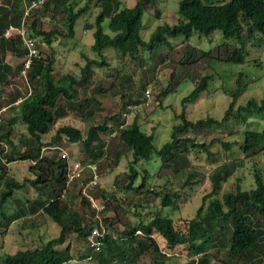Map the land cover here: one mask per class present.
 Wrapping results in <instances>:
<instances>
[{
	"label": "rangeland",
	"instance_id": "374dc122",
	"mask_svg": "<svg viewBox=\"0 0 264 264\" xmlns=\"http://www.w3.org/2000/svg\"><path fill=\"white\" fill-rule=\"evenodd\" d=\"M120 1L123 6L132 7L137 0ZM180 1L148 0L142 17L141 36L148 40L157 26L175 23L180 16ZM204 1L209 4H222L228 0ZM87 2L90 3L89 9L75 23V35L72 38L65 36L68 16L64 11L56 12L51 3L39 7L35 12V17L40 19L41 28L58 31L53 37L52 45L42 47L43 56L54 57L57 77L66 72L79 76L86 57L98 58V53L91 45L94 42V21L100 6L97 0H73V5L75 9H79ZM109 22L110 19L106 18L103 23L107 33H110ZM170 42L171 47L162 44L154 50L140 48L136 58L119 53L113 46H107L104 49L106 64L93 66L90 84L80 88V96L76 102L68 105L65 99L59 100V103L67 108L68 114L59 117L51 130L42 136V152L45 155L63 156L65 153L68 163L80 160L86 162L84 165H98L99 185L89 188L88 193L107 204L106 210L99 217L106 233L114 237H118L127 225L147 222L156 214L173 218L176 227L184 230L187 221L196 215L203 197L212 190L211 173L223 163L235 161L240 162L241 166L223 182L217 195L220 198L225 192L234 191L238 186L242 189L254 187L256 169L264 175V150L248 158L242 151L246 133L261 131L264 128V111H253L243 117L229 118L223 125L185 132V136L197 142L212 141L210 155L198 148L190 146L187 149L185 145H181L177 150L179 156L174 161L166 162L155 153L149 160H140L136 164L140 172L136 186L141 185L144 175L147 176V186L142 189L132 190L126 187L129 163L133 155L132 151L114 136L112 129L101 132L106 145L105 153L95 161L91 158L85 160L89 155L82 142L73 143L62 137L58 144H49L58 127L71 124L86 133L90 125L100 124L123 110L124 102L131 97L132 100L128 102L130 107L124 110L126 115L122 116L121 122L130 124L137 119L144 131L154 133V145L160 148L171 139L172 128L180 121L178 115L184 107L182 99L195 88L196 82L206 75H209L210 79L207 89L201 92L196 100L186 105L187 115L191 120L206 116L223 118L233 100L232 90L236 88L239 77L246 88L235 97L234 109L240 104H246L249 99L254 98L260 102L264 97V39L260 33H255L254 38H245L247 54L246 61L242 63L226 61L228 53L241 43L235 38L224 36L220 29L214 30L210 35L194 31L189 38L173 37ZM1 51L0 61L4 58L2 61L13 67L6 78L0 79V116L6 119L10 114L7 102L13 99L11 95L19 102L22 97L20 95L30 92L31 88L26 75L17 69L24 57L17 55L9 47H3ZM204 51L209 55H205ZM189 59L190 62H186ZM144 84H151L153 89L149 104L144 97ZM90 97L97 99L99 103L94 104ZM99 104L103 106L102 110L97 109ZM13 126V139L19 142L23 135L27 134L26 125L17 120ZM221 140L232 143V147H223ZM31 164L30 160L22 159L18 155L15 161L8 164V173L18 180L34 179L36 172L30 168ZM190 173H194L192 180L199 181L185 185ZM89 176L87 169L82 179L71 182L66 191L62 192L65 194L64 198L71 201L73 208L86 212L88 218L94 219L98 224L96 212L89 207V210H86L81 205V183L89 180ZM148 188L150 190H147ZM167 191L179 193L176 206H162L161 198ZM41 198L43 195L40 191L29 183L25 188L16 190L14 196L6 203L4 211L11 219L10 222L5 220L0 227V264L1 258L7 253L33 248L59 235L60 226L47 214L37 212L34 207ZM20 211L23 214L16 217ZM154 238L172 263L195 262L204 254L192 251L186 244L169 247L158 232L154 233ZM223 243L224 239L221 238L216 247H211L205 252L213 255L210 257V264H226L228 250ZM57 248L70 256V260L65 264H112L99 257L98 251L91 249L86 237H80L76 233H72L67 241ZM150 256V253H145L139 263L150 264Z\"/></svg>",
	"mask_w": 264,
	"mask_h": 264
},
{
	"label": "trees",
	"instance_id": "16d2710c",
	"mask_svg": "<svg viewBox=\"0 0 264 264\" xmlns=\"http://www.w3.org/2000/svg\"><path fill=\"white\" fill-rule=\"evenodd\" d=\"M147 1L137 0L134 6L129 7L123 6L120 0H97L100 9L94 21V42L91 47L98 53V58L86 57L79 76L66 72L57 77L54 70V57L43 56L41 48L40 57L34 60L26 72L31 91L20 95L22 97L19 102L13 95H11L13 99L8 100L10 114L6 119L0 116V227L5 220L10 222L11 219L4 211L6 203L14 196L16 190L23 189L31 183L43 195V198L35 203V209L37 212L42 211L47 214L56 222L60 226V233L33 248L5 254L1 258L2 264H65L70 260V256L57 246L64 244L72 233L87 238L97 223L94 219H89L86 212L73 208L71 201L62 196V191H66L71 184L67 183L68 161L66 157L58 154L45 155L42 152L44 145L42 136L51 130L59 117L68 114L67 108L63 107L59 100L65 99L68 105L76 102L80 96V88L90 84L93 66L106 64L104 49L107 46H113L119 53L136 58L140 48L154 50L162 44L171 47L170 38L179 36L189 38L194 31L210 35L214 30L220 29L224 36L235 38L241 43L228 53L226 61L242 63L246 61L247 54L245 38H254L255 33L258 32L264 39V0H228L222 4H209L204 0H181L180 16L177 21L173 24L164 23L157 26L150 38L146 40L141 36V28ZM25 2V0H0V53L3 47H9L23 57L27 52L22 46L20 36L15 35L10 38L2 36L5 28L10 24H21ZM51 3L56 12L64 11L67 14L65 36L74 37L75 23L88 11L90 3L87 2L79 9L74 8L73 0H47L45 5ZM37 10L38 8L32 9L27 19V33L32 37L44 39L46 45L43 47L52 45L53 37L58 31L41 28L40 19L35 17ZM106 18L110 19V33L104 30L103 23ZM204 54L209 55L206 51ZM2 59L4 58L0 61L1 80L6 78L13 69ZM186 62H190V59ZM23 65L22 61L17 69L21 71ZM209 80V75L201 77L196 82L195 88L182 99L184 107L178 115L180 121L172 128L171 139L160 148L154 145V133L144 131L137 119L130 124L121 122L123 112L129 106L128 102L132 100L131 97L124 102L123 110L111 115L100 124L90 125L86 133L71 124L58 127L49 144H58L62 137L67 138L69 142H82L89 155L85 160L91 158L95 161L105 153L106 145L101 132L112 129L114 136L122 141L133 155L129 163L126 187L132 190L142 189L147 186V176H143L141 185L137 187L136 181L140 172L136 164L140 160H149L155 153L163 157L166 162L174 161L179 156L177 150L181 145H185L187 149L190 146L198 148L210 155L212 141L197 142L185 136V132L190 129L223 125L229 118L243 117L246 113L253 111H264V97L260 102L254 98L249 99L246 104H240L234 109L235 97L246 88L239 77L236 88L232 90L233 100L223 118L206 116L191 120L187 115L186 105L196 100L200 93L207 89ZM149 85L151 84L142 86L145 99H147L145 92ZM91 100L94 104L99 103L95 98L90 97ZM82 108L83 105L80 109ZM97 109L102 110L103 106L99 104ZM17 120L23 121L27 128V134L23 135L19 142H16L12 136L13 124ZM221 143L227 149L232 147L230 142L221 140ZM260 150H264V128L261 131H248L242 146L245 157L254 156ZM18 155L32 162L30 168L36 172L34 179L18 180L9 175L8 164L15 161ZM240 166L241 163L235 161L223 163L211 173L212 190L203 197L196 215L187 221L184 230L176 227L173 218L156 214L147 222L141 221L137 225H127L118 237L106 233L103 238L104 243L98 251L99 257H103L107 263L112 264H140V258L145 253H150V264L196 263V261L172 263L170 257L160 249L154 238V233L158 232L164 237L169 247L186 244L194 252H204L198 259L203 264H210V257L213 255L205 252L211 247H216L217 241L221 238L224 239L223 246L228 250L226 264H264L263 173L258 169L254 171L255 186L251 189H242L238 186L234 191L225 192L222 198L217 196L223 182ZM83 174L84 172L81 177L72 182L82 179ZM193 176L194 173L187 176L185 185L199 181V179L192 180ZM87 181H82V186ZM82 186L81 205L84 209L90 208L93 211L88 197L82 193ZM178 197L177 191L165 192L161 198L162 206H176ZM22 214L23 212L20 211L16 217ZM68 249L69 246L67 251Z\"/></svg>",
	"mask_w": 264,
	"mask_h": 264
},
{
	"label": "built area",
	"instance_id": "2783aa9c",
	"mask_svg": "<svg viewBox=\"0 0 264 264\" xmlns=\"http://www.w3.org/2000/svg\"><path fill=\"white\" fill-rule=\"evenodd\" d=\"M25 7L24 12L22 16V21L20 25L16 24H10L7 26L2 33V36L5 38H10L12 36L18 35L21 38V43L24 49L27 50L25 53L24 59H23V68L22 73L26 75L27 70L30 68L32 63L36 58H39L41 53V48L46 45V42L44 39L41 38H35L27 33V19L34 8H39L43 5H45V2L47 0H30V2H27L25 0ZM153 89L151 85L146 89V96H147V104L150 103L151 97H152ZM130 107V106H129ZM2 112V109H0V114ZM126 115V113H124ZM60 148L59 146H57ZM64 157H67V155L64 153ZM88 169L90 178L89 180L82 186V193L86 195L90 201L91 207L94 209V211L97 214V218H99V223L95 224L93 228L91 229V232L87 236V240L89 243V246L93 251H99L104 243L103 238L106 234V231L104 229V226L102 224V219L99 217L101 213H103L106 210V203L104 201L99 200V198H96L88 193L89 188H93L95 186L99 185V179H100V173L98 170V165L96 163H90L88 165H84L82 161L75 160L68 163L67 167V183L68 185L75 180L78 177L82 176V173L85 172ZM65 192V190H64ZM62 192V196L64 197L65 194ZM195 264H203L198 259L196 260Z\"/></svg>",
	"mask_w": 264,
	"mask_h": 264
},
{
	"label": "crops",
	"instance_id": "0c3cea01",
	"mask_svg": "<svg viewBox=\"0 0 264 264\" xmlns=\"http://www.w3.org/2000/svg\"><path fill=\"white\" fill-rule=\"evenodd\" d=\"M93 44V43H92ZM20 101V100H19Z\"/></svg>",
	"mask_w": 264,
	"mask_h": 264
}]
</instances>
